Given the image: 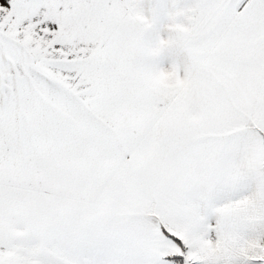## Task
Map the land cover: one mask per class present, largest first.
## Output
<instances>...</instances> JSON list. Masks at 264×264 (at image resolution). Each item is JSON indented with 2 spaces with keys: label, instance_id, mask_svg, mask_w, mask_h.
<instances>
[{
  "label": "snow or ice",
  "instance_id": "obj_1",
  "mask_svg": "<svg viewBox=\"0 0 264 264\" xmlns=\"http://www.w3.org/2000/svg\"><path fill=\"white\" fill-rule=\"evenodd\" d=\"M0 264H264V0H0Z\"/></svg>",
  "mask_w": 264,
  "mask_h": 264
}]
</instances>
